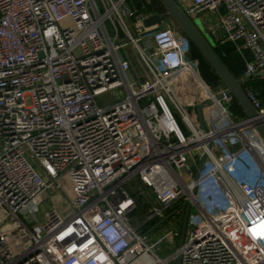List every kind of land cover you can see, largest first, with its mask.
<instances>
[{"label": "built area", "instance_id": "obj_1", "mask_svg": "<svg viewBox=\"0 0 264 264\" xmlns=\"http://www.w3.org/2000/svg\"><path fill=\"white\" fill-rule=\"evenodd\" d=\"M174 1L241 58L254 120L170 19L144 26L159 0H0V264H264V103L247 85L264 81V0Z\"/></svg>", "mask_w": 264, "mask_h": 264}, {"label": "water", "instance_id": "obj_2", "mask_svg": "<svg viewBox=\"0 0 264 264\" xmlns=\"http://www.w3.org/2000/svg\"><path fill=\"white\" fill-rule=\"evenodd\" d=\"M161 4L164 6L166 13L162 16H153L144 21L145 27H151L154 25L161 24L162 22L172 19L176 26L181 30V32L188 38L191 45L199 52L202 58L206 61V63L210 66L212 71L216 74V76L221 80V82L226 87V94L231 95L236 100L238 106L243 110L245 116L254 120L257 117L256 111L253 109L251 103L248 101L243 88L242 81L236 79L228 68L224 65L222 60L218 57L215 50L213 49L211 43L207 40L205 36H203L198 30L197 26L181 11L174 0H159ZM202 108L203 106H199L197 108V115L199 119V123L201 128L204 131H207L206 125L203 121L202 117ZM255 129L261 139L264 142V123L261 121H256L254 123ZM211 145H209V149ZM207 159L206 155H203L199 160L198 172L196 174V179L199 178V174L203 168V165ZM190 212V204H187L185 207L181 232L178 241V247L181 248L184 242L185 232L187 228L188 216ZM180 259L177 258V264H179Z\"/></svg>", "mask_w": 264, "mask_h": 264}, {"label": "trees", "instance_id": "obj_3", "mask_svg": "<svg viewBox=\"0 0 264 264\" xmlns=\"http://www.w3.org/2000/svg\"><path fill=\"white\" fill-rule=\"evenodd\" d=\"M192 47V52L194 58H197L200 60L201 63V70L204 79L207 82H213L212 76L210 72L214 73L210 66L206 63V61L202 58V56L199 54V52L193 47ZM216 54L218 57L222 60L224 65L228 68V70L231 72V74L238 79L240 76H242L244 72V64L238 56H236L233 53V48L231 46H225L219 49H215ZM225 53L228 55L227 59L222 58V54ZM218 79V78H217ZM214 83V82H213ZM247 85L256 93H258L259 98L262 100L264 98V81L263 80H249L247 82Z\"/></svg>", "mask_w": 264, "mask_h": 264}, {"label": "rangeland", "instance_id": "obj_4", "mask_svg": "<svg viewBox=\"0 0 264 264\" xmlns=\"http://www.w3.org/2000/svg\"><path fill=\"white\" fill-rule=\"evenodd\" d=\"M208 17L210 18V19H212L213 17H214V15L213 14H204V15H202L201 16V18H197L198 19V21L197 22H200L201 20H203V19H208ZM169 25L172 27V28H176L177 26H176V24L174 23V22H172L171 21V23H169ZM133 63H135V61H133ZM210 74H211V76H212V78L215 80H219V79H217L218 77L216 76V74L215 73H212V72H210ZM209 83H211V82H209ZM215 83V82H214ZM26 102H27V104L29 105L30 104V99L29 98H27L26 99ZM262 155H264V154H262ZM248 163L250 162L251 163V161H247ZM252 168H254V165L253 164H251V171H252ZM254 171H256L255 169H254ZM254 174H255V172H254ZM53 200H55V203H57L58 202V207L63 211H65V209H66V204H64V203H62L61 201H58L57 199H53ZM178 215V214H177ZM40 217H42V220H41V223H44V218H43V215L42 214H40L39 215ZM174 220H175V217H173L168 223H166V224H164L163 226H160V227H158L156 230H154L153 231V234H152V237L150 238V240L152 241V242H155V241H157L160 237H161V235H163L164 234V230L166 229H170V227L172 226V225H174ZM176 245L178 244V241L175 243ZM173 248V246L171 245V244H168V245H166V244H161V246H160V253H161V255L162 256H168L169 255V253H170V251H171V249Z\"/></svg>", "mask_w": 264, "mask_h": 264}, {"label": "bare ground", "instance_id": "obj_5", "mask_svg": "<svg viewBox=\"0 0 264 264\" xmlns=\"http://www.w3.org/2000/svg\"><path fill=\"white\" fill-rule=\"evenodd\" d=\"M172 22H174L172 19H170ZM175 23V22H174ZM256 156H258V160L260 161V162H262V159H261V157H259V155L257 154V152H256ZM243 158H242V162H241V164L242 165H244V168L247 170V166H251V163H246V156L244 155V156H242ZM138 264H145V260H141V261H139L138 262Z\"/></svg>", "mask_w": 264, "mask_h": 264}, {"label": "crops", "instance_id": "obj_6", "mask_svg": "<svg viewBox=\"0 0 264 264\" xmlns=\"http://www.w3.org/2000/svg\"><path fill=\"white\" fill-rule=\"evenodd\" d=\"M213 79V78H212ZM219 79V78H218ZM219 81V80H218ZM216 79L214 80L213 79V82H218ZM261 81V80H260ZM213 82H211V83H213ZM262 101H263V103H264V98L262 99ZM235 113H236V115H238V116H245V114H244V112H243V110L240 108V107H237L236 109H235Z\"/></svg>", "mask_w": 264, "mask_h": 264}]
</instances>
